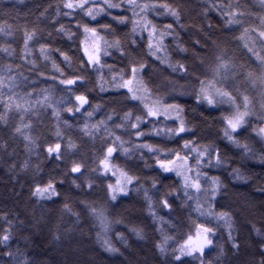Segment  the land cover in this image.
Returning <instances> with one entry per match:
<instances>
[{"label": "trees", "instance_id": "obj_1", "mask_svg": "<svg viewBox=\"0 0 264 264\" xmlns=\"http://www.w3.org/2000/svg\"><path fill=\"white\" fill-rule=\"evenodd\" d=\"M263 30L261 0H0V264H264ZM178 155L199 189L162 167Z\"/></svg>", "mask_w": 264, "mask_h": 264}, {"label": "rangeland", "instance_id": "obj_2", "mask_svg": "<svg viewBox=\"0 0 264 264\" xmlns=\"http://www.w3.org/2000/svg\"><path fill=\"white\" fill-rule=\"evenodd\" d=\"M264 2V0H261ZM157 36L154 34L153 36ZM262 38H263V47H264V30L262 31ZM159 38V36H157ZM153 39V37H152ZM251 41L253 42V45L258 46V41L255 38H251ZM155 45H160L156 39L154 41ZM100 40L99 38H91L89 40H86L85 42V52L87 54V57L93 61L96 62L99 60L100 57ZM261 55L258 51V56ZM259 58H263L259 56ZM262 69L260 71V88L261 93L264 96V61L262 64ZM125 86L129 88V90L132 92V94L141 99L145 102V105L152 115H167V116H176L178 112V107L174 105H164L162 102L157 100L156 98L152 97L149 92L147 91V88L145 87L142 79L140 78L139 74L137 72L133 73L132 77L130 79H127L125 82ZM206 97L214 101L215 99H222L227 98V93H225L223 90L217 88L214 83L210 82L208 84V87L204 90ZM263 108H264V100H263ZM251 108L247 104V102L244 103V106H240L234 110L233 113L227 116V121L233 129L238 128L250 115ZM257 129L260 131L261 135L264 138V122L260 123L257 127ZM162 167L170 172H174L177 175L180 176L182 181L191 188L199 189L200 182L199 177L196 175L195 172L192 171L191 166L188 162V159L184 155H178L175 158L161 162ZM104 167L108 172H112L115 179L113 180V184L110 186L111 195L113 197H117L121 194H126L129 188V184L131 181V177L129 175L122 171V170H116L113 168V164L109 160H104ZM209 232L205 227H199L194 232L190 233L186 239L184 240V243H182V252L184 254H191L199 258L204 248H206L209 243Z\"/></svg>", "mask_w": 264, "mask_h": 264}, {"label": "water", "instance_id": "obj_3", "mask_svg": "<svg viewBox=\"0 0 264 264\" xmlns=\"http://www.w3.org/2000/svg\"><path fill=\"white\" fill-rule=\"evenodd\" d=\"M78 170V169H77ZM78 172H80V170H78Z\"/></svg>", "mask_w": 264, "mask_h": 264}]
</instances>
